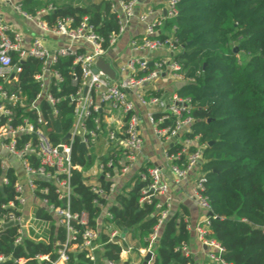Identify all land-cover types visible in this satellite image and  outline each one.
<instances>
[{
    "label": "built area",
    "instance_id": "built-area-1",
    "mask_svg": "<svg viewBox=\"0 0 264 264\" xmlns=\"http://www.w3.org/2000/svg\"><path fill=\"white\" fill-rule=\"evenodd\" d=\"M21 1L0 0L3 4L11 5L43 33L64 37L67 41L63 45L50 47L44 37L37 35L28 42L21 30L0 15V77L8 84L7 88L0 84V168L5 172L14 168L4 157L5 152L17 158L26 176L25 183L18 176L15 185L17 203H9L12 211L1 224L14 222L19 227L15 244L21 243L24 238L47 241L51 236L34 223L35 220H45L26 217L27 188L33 200L42 201L44 208L55 215L57 226L65 230V239H59L57 232L53 235L57 258L51 261L48 255L38 254L33 259L39 264L44 260L50 261V264H68L72 254H84L96 264L97 253H105V246L109 243L121 246V260L115 261L105 256L104 264H126L122 261L124 255L129 259L138 255L140 263L154 264L161 229L172 207L169 172L177 184L193 177V198L208 213L194 227L198 242L205 248L206 259L202 263L196 262V252L189 243L178 249L190 259L184 264H234L225 259V247L209 236L211 205L204 194L208 178L201 169L205 144L197 143L193 149L198 137L191 139L184 136L195 120L191 114V99L175 92L166 103L160 92L151 88L152 82L163 73L185 82L192 80L181 73V64L172 59V55L180 51L178 39L173 34L167 35L164 28L166 18L178 14V0H168L165 17L151 18L149 12L140 15V21L145 25L144 33L130 40L131 55L117 65L107 58V53L127 31L141 0H108L119 18V29L107 37L97 32L88 16L77 25L73 18H59L51 25L43 16L56 10L53 4L32 14L22 8ZM160 52L164 54L159 55ZM65 57L73 59L69 74L71 84L76 86L77 91L68 97L73 104L71 127L61 141L55 143L46 131L50 122L42 114L41 102L47 101L53 113L58 114L57 104L61 98L56 97L51 88L65 79L57 68L60 59ZM28 58L42 61L41 71L35 75L41 89L30 102L19 87V73L23 70L20 62ZM100 58H104L115 70V79L97 67ZM106 107L121 118L117 126L108 125L103 120L102 111ZM32 111L37 113L35 121L26 114ZM98 112L101 117H92ZM91 119L94 120L93 127H90ZM146 121L158 142L164 146L166 166L142 161L146 145L143 125ZM81 143L86 144L88 152H78H84L90 159L95 157L90 166L75 161V145L79 149ZM100 144L102 149L98 151ZM76 173L97 194L95 203L100 206L101 213L95 219L94 226L86 210H72ZM138 178L147 183L142 189L140 203L152 204L158 200L156 213L159 217L148 238V245L136 252L130 232L122 231L111 222L113 214L110 208L116 204L118 195L129 189L128 182L134 185ZM39 181L48 182L54 187V194L61 205L51 202L48 197L39 198L36 195L37 192L50 193L49 186L41 187ZM2 183H8L5 176ZM185 221L191 230L187 217ZM261 228L264 232V224ZM103 235L106 236L104 240ZM149 253L151 259L146 261ZM8 259L10 256L0 253V264ZM28 260L18 258L15 262L24 264Z\"/></svg>",
    "mask_w": 264,
    "mask_h": 264
},
{
    "label": "trees",
    "instance_id": "trees-1",
    "mask_svg": "<svg viewBox=\"0 0 264 264\" xmlns=\"http://www.w3.org/2000/svg\"><path fill=\"white\" fill-rule=\"evenodd\" d=\"M20 4L32 14L53 4L56 10L43 16L51 25L59 18H73L77 25L88 16L103 36L119 29V18L108 0H22ZM177 9L176 16L166 18L164 28L178 39L180 51L172 59L181 64V73L192 79L177 92L191 99V114L195 119L184 136L198 137L193 149L197 143L205 144L201 169L208 178L204 194L212 212L209 236L225 247L226 260L234 264H264L261 228L264 224V0H178ZM72 63V58L65 57L57 64L65 78L51 88L61 98L58 114L53 113L47 101L41 102L42 114L50 122L46 131L55 143L61 141L73 122V104L68 99L77 91L70 80ZM20 64L23 70L19 73V87L30 102L41 89L35 75L41 71L42 61L28 58ZM0 84L8 86L2 77ZM26 114L33 121L37 119L33 111ZM97 116L101 117L99 112L92 115ZM93 126L91 119L90 127ZM101 149L102 144L97 147L98 151ZM78 151L76 144L75 161L90 166L95 157L90 159ZM4 176L8 183H2ZM17 181L14 168L6 172L0 168V226L12 211L9 203L16 202ZM39 183L50 188L48 194L37 192L39 198L48 197L56 205L62 204L56 199L52 185ZM74 184L72 210H86L94 226L101 213L95 203L97 194L77 173ZM146 185L138 178L127 192L118 195L116 204L110 208L111 222L130 232L132 241H137L136 252L148 245L159 217L158 200L152 204L140 203ZM183 213L171 214L162 227L154 264H184L190 260L178 250L188 245L192 237L185 221L187 214ZM36 217L50 222L51 237L47 241L24 238L15 244L19 227L5 228L0 231V253L10 259L1 264H17L18 258L30 259L24 264H39L33 259L38 254L48 255L51 261L57 258L53 234L57 231L58 238L65 239V230L57 226L55 215L44 207L36 210ZM105 249L107 258L121 260V246L109 243ZM42 264L50 261L44 260ZM69 264L95 263L84 254H72Z\"/></svg>",
    "mask_w": 264,
    "mask_h": 264
},
{
    "label": "crops",
    "instance_id": "crops-1",
    "mask_svg": "<svg viewBox=\"0 0 264 264\" xmlns=\"http://www.w3.org/2000/svg\"><path fill=\"white\" fill-rule=\"evenodd\" d=\"M79 1V0H76ZM168 11V0H141L137 6L136 16L132 19L127 31L120 37L118 40V44H116L117 49L120 52H123L118 58H113L111 55H108L107 58L113 62V64L117 65L121 62L128 59L131 55L130 50V40L133 37H140L144 33L145 25L140 21V15L145 13H151V18L155 17H165ZM18 12L8 4H3L0 2V15L6 20V22L12 24L17 29L21 30L26 40L29 42L33 37L40 35L45 38L46 44L50 47H57L59 45H63L66 43V38L64 37H56L51 34L43 33L40 29L34 26L31 22L27 21V23H15V18L18 16ZM24 19V18H23ZM31 25L33 28L29 27ZM167 35L173 34L171 31L165 30ZM110 51V50H109ZM164 52H160L159 55H163ZM185 81L175 79L169 73H163L160 77L156 78L152 84L151 88L155 91H159L161 94V98L163 101L168 103L171 100L173 93L177 92V89L180 88ZM102 118L106 122V124L111 126H117L119 119H121L116 113L111 111L109 108H105L102 111ZM143 134L146 139L145 149L142 154V161H148L152 165H161L166 166V161L164 157V146L158 142L156 137L153 134L151 125L146 121L143 125ZM4 157L8 161L10 165L14 167L16 170L20 180L22 182H26L25 172L20 165V162L14 156H11L8 153H3ZM167 169V168H166ZM167 171V170H166ZM193 177L190 176L184 179L179 184L175 183L173 176L168 172V182L170 184L171 192H172V207L170 210V215L181 211L182 213H186V217L189 219L191 224V241L190 246L193 251L196 252L195 260L198 263H202L205 261V248L198 242L196 238V234L194 231L195 225L201 221L203 218L208 216V213L202 210L196 200L193 198L192 188H193ZM131 188L133 185L128 182ZM125 192V191H124ZM127 192V190H126ZM27 197H29L27 204L25 205V215L33 220L36 218V210L39 207H44L42 201L33 200L31 197V192L26 188L25 191ZM183 213V214H184ZM34 223L42 229L45 233L50 234V222L46 221H34ZM31 234L33 231H30ZM57 232V231H56ZM55 232V233H56ZM54 233V234H55ZM53 234V235H54ZM51 235V234H50ZM131 235V234H130ZM51 237V236H50ZM132 238V235H131ZM137 244V241L134 242ZM97 261L96 264H104L105 263V253L100 251L97 253ZM123 263H131V264H140V260L138 255L133 256V259H129L128 256H123ZM58 264H66L64 262H59ZM69 264V263H68Z\"/></svg>",
    "mask_w": 264,
    "mask_h": 264
},
{
    "label": "water",
    "instance_id": "water-1",
    "mask_svg": "<svg viewBox=\"0 0 264 264\" xmlns=\"http://www.w3.org/2000/svg\"><path fill=\"white\" fill-rule=\"evenodd\" d=\"M235 51L238 52V48L236 47L235 48ZM97 67L102 69L106 74H108L111 78L115 79L116 78V72L115 70L111 67V65L105 61L104 58H100L97 62ZM98 68H96L95 70H97ZM69 137V135L67 136ZM210 144H212V142H210ZM79 151L80 150H85L86 152H88V148L86 146L85 143H81L79 145ZM210 215H212V212L209 213ZM14 225V222H7V223H4L2 226H0V231L4 230L5 228L7 227H10V226H13ZM126 231V230H125ZM151 259V253H149L147 256H146V261H149Z\"/></svg>",
    "mask_w": 264,
    "mask_h": 264
},
{
    "label": "rangeland",
    "instance_id": "rangeland-1",
    "mask_svg": "<svg viewBox=\"0 0 264 264\" xmlns=\"http://www.w3.org/2000/svg\"><path fill=\"white\" fill-rule=\"evenodd\" d=\"M65 1H69V0H65ZM25 19H23V17L20 15V14H18V16H16V18H15V23H19V24H21V23H27V21H24ZM29 27H31V28H33L31 25H29ZM118 44V43H117ZM234 44V46H235V44L236 43H233ZM123 52H120L118 49H117V47H116V45L115 46H113L111 49H110V51L107 53V55H111L113 58H118L121 54H122ZM108 108V107H107Z\"/></svg>",
    "mask_w": 264,
    "mask_h": 264
}]
</instances>
